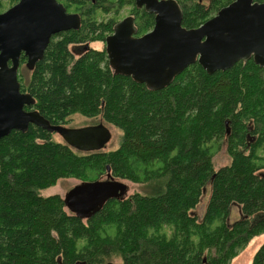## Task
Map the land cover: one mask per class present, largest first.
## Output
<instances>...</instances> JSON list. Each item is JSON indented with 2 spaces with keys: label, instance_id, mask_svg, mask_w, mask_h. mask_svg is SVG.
I'll list each match as a JSON object with an SVG mask.
<instances>
[{
  "label": "trees",
  "instance_id": "16d2710c",
  "mask_svg": "<svg viewBox=\"0 0 264 264\" xmlns=\"http://www.w3.org/2000/svg\"><path fill=\"white\" fill-rule=\"evenodd\" d=\"M71 1L89 2L84 13H72L80 28L54 36L29 77L19 76L20 91L34 99L24 110L62 127L74 115L96 118L121 137L114 150L91 153L34 126L0 139V264H106L112 257L122 264H229L264 231V68L249 60L208 75L195 63L150 91L116 70L104 48H90L104 44L117 24H95L92 15L118 4ZM117 1L120 7L125 0ZM171 1L181 27L192 30L232 0ZM130 4L131 36L139 38L154 17ZM70 45L89 48L74 58ZM222 145L229 163L215 168ZM107 166L114 180L144 191L107 202L88 220L69 213L59 196L39 195L62 179L100 181ZM232 206L240 218L229 224ZM251 264H264V244Z\"/></svg>",
  "mask_w": 264,
  "mask_h": 264
},
{
  "label": "water",
  "instance_id": "95a60500",
  "mask_svg": "<svg viewBox=\"0 0 264 264\" xmlns=\"http://www.w3.org/2000/svg\"><path fill=\"white\" fill-rule=\"evenodd\" d=\"M135 5L154 16L152 30L132 38L131 27L122 22L105 39V52L114 68L137 84L163 89L195 63L208 75L249 60L264 68V0H232L192 30L181 27L182 13L171 0H135ZM79 28L78 15L66 13L55 0H19L0 14V139L34 126L58 135L78 152H99L108 144L111 134L102 123L67 129L51 125L37 111L24 110L32 108L34 99L20 91V56L31 72L51 37ZM106 171L105 180L81 182L66 192L63 205L69 213L88 220L107 202L127 195V185Z\"/></svg>",
  "mask_w": 264,
  "mask_h": 264
},
{
  "label": "rangeland",
  "instance_id": "374dc122",
  "mask_svg": "<svg viewBox=\"0 0 264 264\" xmlns=\"http://www.w3.org/2000/svg\"><path fill=\"white\" fill-rule=\"evenodd\" d=\"M11 0H0V14L5 12L7 9L12 7V3L10 2ZM111 2H115L118 5L112 7L109 12L102 13L100 10H97L92 17L94 18L95 24H107L109 22H119L123 20L124 18L128 17L130 14H132L133 9L132 5L130 4V0H125L121 6L119 7V3L117 0H109ZM71 0H60V3L64 4L68 8V13H84L85 9L89 6V2H86L85 5L80 4V3H71ZM75 2V1H73ZM16 4V3H15ZM14 4V5H15ZM206 4L208 5V1H206ZM116 8H118L116 10ZM91 9V8H90ZM186 10H189V8L186 6ZM116 10V11H115ZM216 10V9H215ZM215 13H212L209 17H213ZM58 38H56L54 41H57ZM90 48L95 49V50H102L105 46L102 42H93L89 43ZM76 46V47H74ZM83 46V45H82ZM69 50L73 53L74 58H77V53L79 54L81 50V45H70ZM74 48V49H72ZM29 72L25 70V68H19L18 70V78L19 76H23L25 79L29 77ZM99 123V119H86L82 118L79 115H74L71 117V121L65 125L64 127L67 129H78V128H83V127H88L92 125H96ZM105 125V124H104ZM110 134H111V139L108 142V144L105 146L103 149L104 152L112 151L115 148H117L121 133L111 127L107 126ZM52 140L56 143H64L63 140L56 134L53 135ZM250 142L249 144H251ZM260 155H264L260 153L261 149L258 150ZM264 151V149L262 150ZM264 158V157H263ZM229 163V158L226 155L225 152V145H222L221 149L216 153L215 157L213 158V164L215 168L222 167L226 164ZM107 175V172H104L103 178L100 180H105ZM118 181V180H116ZM124 184L127 185L128 187V192L127 195L132 194V193H141L144 191V187L141 185H136V184H130L127 182L120 181ZM81 183L79 180L76 179H62L59 180L53 187L46 189L44 191H41L39 195L43 198L50 197V196H59L61 199H63L64 195L66 192H68L71 188H73L75 185ZM208 190L204 191L201 200L199 202V205L196 207L195 210V215L200 219L203 215L205 205L208 199ZM239 213L236 208V206H232L230 208L229 212V219L228 223L232 224L235 221L239 220ZM264 244V231L258 234L256 237H254L248 244L240 247L236 251L235 257L232 258V260L229 262V264H251V261L255 255V253L258 251V249ZM106 263H112V264H122L120 259L118 257H112L110 258Z\"/></svg>",
  "mask_w": 264,
  "mask_h": 264
},
{
  "label": "flooded vegetation",
  "instance_id": "af4514ba",
  "mask_svg": "<svg viewBox=\"0 0 264 264\" xmlns=\"http://www.w3.org/2000/svg\"><path fill=\"white\" fill-rule=\"evenodd\" d=\"M134 1H135V0H134ZM220 9H222V8H220ZM220 9H219V10H220ZM219 10H218V11H219ZM218 11H217V12H218ZM217 12L215 13V15L217 14ZM66 13H67V12H66ZM68 14H72V13H68ZM76 15H77V14H76ZM78 17H79V16H78ZM211 18H212V17H211ZM79 19H80V18H79ZM128 21H129V16L126 17V18H124L123 20L117 22L116 26H118L119 24H121L122 22H124L125 25H126V28H129V27H131V26L129 25V22H128ZM116 26H115V27H116ZM151 30H152V29H151ZM151 30H150V31H151ZM150 31H149V32H150ZM57 35H58V34H57ZM55 36H56V35H55ZM108 36H109V35H108ZM108 36H106V38H107ZM52 38H53V41L56 39V38L54 39V36H53V37L50 38V41H51ZM50 41H49V43H50ZM48 45H49V44H48ZM104 46H105V42H104ZM74 47H76V46H74ZM88 48H89V46H87V45H86V46H81V50H80L79 54L77 53V55H81V54L84 53L85 50H87ZM72 49H74V48H72ZM104 50H105V47H104ZM73 53H74V52H73ZM24 58H25V57H24ZM25 59H26V58H25ZM143 86H144V85H143ZM144 87H145V86H144ZM160 90H162V89L154 90V92H156V91H160ZM30 110H31V109H30ZM28 111H29V110H28ZM92 126H93V125H92ZM226 133H227V130H226ZM252 141H254V140H252ZM252 141H251V142H252ZM248 145H250V144H248ZM248 145H247V146H248Z\"/></svg>",
  "mask_w": 264,
  "mask_h": 264
},
{
  "label": "bare ground",
  "instance_id": "6f19581e",
  "mask_svg": "<svg viewBox=\"0 0 264 264\" xmlns=\"http://www.w3.org/2000/svg\"><path fill=\"white\" fill-rule=\"evenodd\" d=\"M220 10H221V9H220ZM220 10H219V11H220ZM153 17H154V16H153ZM152 28H153V27H152ZM109 36H110V35H109ZM109 36H108V37H109ZM21 57H23V55H21L20 58H19V67H18V70H19V68H20V59H21ZM25 61H26V59H25ZM138 85H143V84H138ZM144 86H145V85H144ZM145 88H147V89L150 90V91H154V89H151V88H149V87H146V86H145ZM107 168L109 169V173H110V168H109V166H107L106 169H107ZM106 172H107V171H106Z\"/></svg>",
  "mask_w": 264,
  "mask_h": 264
}]
</instances>
